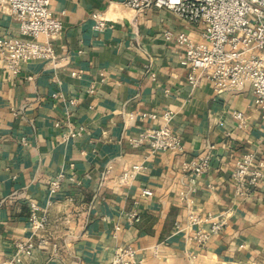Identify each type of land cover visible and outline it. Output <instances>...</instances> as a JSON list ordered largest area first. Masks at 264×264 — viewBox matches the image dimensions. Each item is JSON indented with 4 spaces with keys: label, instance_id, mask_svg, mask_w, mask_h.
I'll list each match as a JSON object with an SVG mask.
<instances>
[{
    "label": "crops",
    "instance_id": "1",
    "mask_svg": "<svg viewBox=\"0 0 264 264\" xmlns=\"http://www.w3.org/2000/svg\"><path fill=\"white\" fill-rule=\"evenodd\" d=\"M51 8L62 20L57 62L34 58L13 74L0 52V264L28 237L34 249L19 264H108L126 244L139 264H264V171L245 194L231 176L247 151L264 169V120L251 85L191 84L174 36L199 38L200 28L169 8L136 10L124 0H51ZM2 34L19 35V26L0 9ZM166 108L182 150L132 144L159 121L147 113ZM207 151L209 168L193 182L181 162ZM133 164L141 166L122 180ZM59 171L46 226L32 235L29 202L45 203ZM208 213L226 222L200 243L190 235L210 220L189 217Z\"/></svg>",
    "mask_w": 264,
    "mask_h": 264
},
{
    "label": "built area",
    "instance_id": "2",
    "mask_svg": "<svg viewBox=\"0 0 264 264\" xmlns=\"http://www.w3.org/2000/svg\"><path fill=\"white\" fill-rule=\"evenodd\" d=\"M124 4L136 10L150 6L166 7L184 18L192 26H199V38H193L186 31L175 33L180 46L179 62L187 67L189 82L196 85L201 78L212 82L219 91L226 88H239L245 82L251 85L255 105L261 110L264 120V0H124ZM0 9L7 10L18 21L19 35H0V52L4 66L13 74L20 71L21 64L34 58H47L58 61V53L53 39L62 29V20L54 14L51 0H0ZM95 26L106 24L99 13H93ZM165 35L172 37L171 30ZM155 125L148 126L137 136L130 138L134 145L147 143L151 151H180L183 147L181 136L172 128L173 110L164 109ZM234 115L240 124L244 121L241 111ZM252 152H245L235 163L231 172L235 192L245 194L256 187L263 175L262 163L253 164ZM210 153H199L184 159L181 168L190 173V179L204 174L209 168ZM133 164L123 170L122 180L132 177L140 168ZM64 173L57 172L50 178L47 186V198L44 204L30 200L28 215L31 234H39L48 220V206L56 196ZM148 191L147 188L144 192ZM210 220L208 229L197 228L191 237L204 243L214 232L222 228L225 216L190 215L189 223ZM176 228L180 224L176 222ZM118 228V226H116ZM34 240L28 237L17 240L14 251L1 264H19L23 255L31 254ZM136 248L130 244L120 246L113 253L108 264H139Z\"/></svg>",
    "mask_w": 264,
    "mask_h": 264
}]
</instances>
